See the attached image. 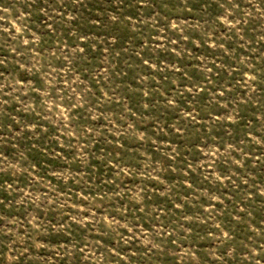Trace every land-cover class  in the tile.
I'll return each mask as SVG.
<instances>
[{
	"label": "rangeland",
	"instance_id": "obj_1",
	"mask_svg": "<svg viewBox=\"0 0 264 264\" xmlns=\"http://www.w3.org/2000/svg\"><path fill=\"white\" fill-rule=\"evenodd\" d=\"M0 264H264V0H0Z\"/></svg>",
	"mask_w": 264,
	"mask_h": 264
}]
</instances>
